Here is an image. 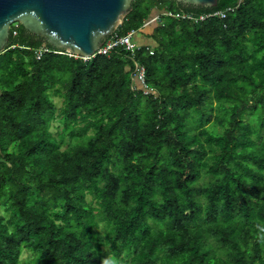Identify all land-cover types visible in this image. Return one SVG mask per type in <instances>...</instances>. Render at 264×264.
Listing matches in <instances>:
<instances>
[{"label": "trees", "instance_id": "1", "mask_svg": "<svg viewBox=\"0 0 264 264\" xmlns=\"http://www.w3.org/2000/svg\"><path fill=\"white\" fill-rule=\"evenodd\" d=\"M236 6L160 16L133 59L37 60L43 41L11 27L0 264H264V0H132L114 35ZM134 62L154 94L131 89Z\"/></svg>", "mask_w": 264, "mask_h": 264}, {"label": "water", "instance_id": "2", "mask_svg": "<svg viewBox=\"0 0 264 264\" xmlns=\"http://www.w3.org/2000/svg\"><path fill=\"white\" fill-rule=\"evenodd\" d=\"M173 1L193 8L217 6V0ZM131 5L132 0H0V55L10 45L11 27L20 25L56 52L90 59L122 25Z\"/></svg>", "mask_w": 264, "mask_h": 264}, {"label": "built area", "instance_id": "3", "mask_svg": "<svg viewBox=\"0 0 264 264\" xmlns=\"http://www.w3.org/2000/svg\"><path fill=\"white\" fill-rule=\"evenodd\" d=\"M237 7L238 6H236L234 8H228L222 12H207V13L201 14V15H193V14H188V13H173V12H170L169 10H164L161 13V15H159V17L160 16H166V17H171V18H175L178 20H182V21H189L192 23H200V22H204L206 20H209L211 18L225 19L226 16L229 13H232L235 10V8H237ZM146 23H149V21L144 23V25L142 26V29L144 27H146ZM139 32L131 31L128 34H126L125 36H121V37L117 36V35H114V36L112 35L111 37H109L108 39H106L104 41L102 47L98 50V52L96 53L95 56H97V55L107 56L111 52H113L115 49H122L124 52L128 53V55L130 56L131 59H133L136 51H138V49L140 48L134 40V37ZM46 53L62 54V53H59L56 51H50L46 47L42 46L36 51V54H35L36 59L39 60ZM64 55H66V54H64ZM67 56L74 57V56H70V55H67ZM74 58H78V57H74ZM92 58H90V59H92ZM80 59L83 62H87L90 60V59H86V58H80ZM131 79H132V86H131L132 90L141 91L144 95H148L149 93H152V89L150 87H148V85L146 84L145 69L135 62H134L133 72L131 74Z\"/></svg>", "mask_w": 264, "mask_h": 264}, {"label": "crops", "instance_id": "4", "mask_svg": "<svg viewBox=\"0 0 264 264\" xmlns=\"http://www.w3.org/2000/svg\"><path fill=\"white\" fill-rule=\"evenodd\" d=\"M159 15H161V12H158L156 10H153L152 11V13L150 15V18L147 20V21H149L150 26H148V28H146L145 30L142 31V29H141V31H140V33H142L144 35V41H145V43H144V45L143 44H139V45H141L139 47H147V46L148 47L149 46L154 47V42H153V40L149 39L150 38L149 36H151L154 28L158 25V21H159V18H160ZM137 39H138L137 36H135L134 37L135 42L137 41Z\"/></svg>", "mask_w": 264, "mask_h": 264}, {"label": "rangeland", "instance_id": "5", "mask_svg": "<svg viewBox=\"0 0 264 264\" xmlns=\"http://www.w3.org/2000/svg\"><path fill=\"white\" fill-rule=\"evenodd\" d=\"M149 23H146V27L145 28H143L142 29V31L143 30H145L146 28H148V26H150V24L148 25ZM15 27H17V25H15ZM137 41H136V43L138 44V46H141V45H139V44H143L144 45V43H145V41H144V35L142 34V33H138L137 35ZM140 38V39H139ZM55 126H57V127H61V126H59L57 123H55ZM56 131V129L54 128L53 129V132H55ZM68 141V140H67ZM2 214V212H0V215ZM27 255H24V256H22V258H24V257H26ZM112 260V262L113 263H115L116 261L115 260H113V259H111Z\"/></svg>", "mask_w": 264, "mask_h": 264}, {"label": "clouds", "instance_id": "6", "mask_svg": "<svg viewBox=\"0 0 264 264\" xmlns=\"http://www.w3.org/2000/svg\"><path fill=\"white\" fill-rule=\"evenodd\" d=\"M149 94H154V91L152 90V93H149ZM105 264H109V262L106 261Z\"/></svg>", "mask_w": 264, "mask_h": 264}]
</instances>
